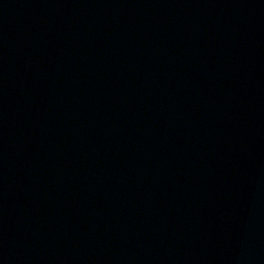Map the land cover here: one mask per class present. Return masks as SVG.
Listing matches in <instances>:
<instances>
[{
	"label": "water",
	"instance_id": "obj_1",
	"mask_svg": "<svg viewBox=\"0 0 264 264\" xmlns=\"http://www.w3.org/2000/svg\"><path fill=\"white\" fill-rule=\"evenodd\" d=\"M121 264H264V0H2Z\"/></svg>",
	"mask_w": 264,
	"mask_h": 264
}]
</instances>
